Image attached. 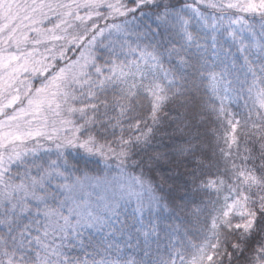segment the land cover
I'll use <instances>...</instances> for the list:
<instances>
[{
	"label": "snow or ice",
	"instance_id": "obj_1",
	"mask_svg": "<svg viewBox=\"0 0 264 264\" xmlns=\"http://www.w3.org/2000/svg\"><path fill=\"white\" fill-rule=\"evenodd\" d=\"M0 264H264V0H0Z\"/></svg>",
	"mask_w": 264,
	"mask_h": 264
}]
</instances>
